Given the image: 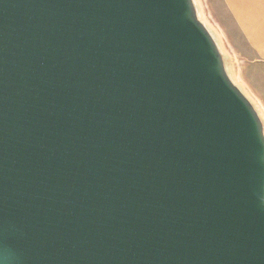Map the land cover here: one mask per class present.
<instances>
[{"label":"water","instance_id":"water-1","mask_svg":"<svg viewBox=\"0 0 264 264\" xmlns=\"http://www.w3.org/2000/svg\"><path fill=\"white\" fill-rule=\"evenodd\" d=\"M0 264H264V121L195 0H0Z\"/></svg>","mask_w":264,"mask_h":264},{"label":"rangeland","instance_id":"rangeland-1","mask_svg":"<svg viewBox=\"0 0 264 264\" xmlns=\"http://www.w3.org/2000/svg\"><path fill=\"white\" fill-rule=\"evenodd\" d=\"M198 2L205 20L221 38L226 64L232 67L237 82L246 89L264 119V60L256 58L248 40L232 21L230 9L221 4L222 0Z\"/></svg>","mask_w":264,"mask_h":264},{"label":"crops","instance_id":"crops-1","mask_svg":"<svg viewBox=\"0 0 264 264\" xmlns=\"http://www.w3.org/2000/svg\"><path fill=\"white\" fill-rule=\"evenodd\" d=\"M221 4L230 9L256 58L264 60V0H222Z\"/></svg>","mask_w":264,"mask_h":264},{"label":"bare ground","instance_id":"bare-ground-1","mask_svg":"<svg viewBox=\"0 0 264 264\" xmlns=\"http://www.w3.org/2000/svg\"><path fill=\"white\" fill-rule=\"evenodd\" d=\"M196 1V4H197V6H198V12H199V17H200V19L202 20V22L206 25V27L208 28V30L211 32V34L214 36V38H215V40L217 41V43H218V45H219V47H220V49H221V51L224 53V54H226L225 53V50H224V45H223V43H222V41H221V38L217 35V33H216V31H215V29L214 28H212V26H210V24L208 23V21H206L205 20V18H204V16H203V14H202V10H201V7H200V4H199V2H198V0H195ZM226 57V56H225ZM230 61V60H229ZM230 64V63H229ZM227 67H228V70H229V73H230V76H231V78H232V80L239 86V88L244 92V94L250 99V97H249V94H248V92L246 91V89L245 88H243L238 82H237V78H236V76H235V74H234V72H233V70H232V67H230L228 64H227ZM251 100V99H250ZM252 101V100H251ZM253 102V101H252ZM254 104V103H253ZM255 105V104H254ZM256 106V105H255ZM257 108V107H256ZM258 110V109H257ZM259 112V111H258ZM259 114H260V116L262 117V114L259 112ZM262 119H263V117H262ZM263 121H264V119H263Z\"/></svg>","mask_w":264,"mask_h":264}]
</instances>
